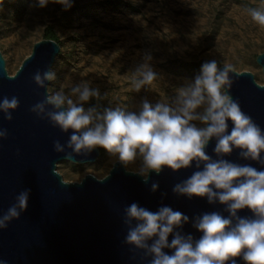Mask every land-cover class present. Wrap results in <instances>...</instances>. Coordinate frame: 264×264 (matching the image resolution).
Masks as SVG:
<instances>
[{
    "label": "clouds",
    "instance_id": "1",
    "mask_svg": "<svg viewBox=\"0 0 264 264\" xmlns=\"http://www.w3.org/2000/svg\"><path fill=\"white\" fill-rule=\"evenodd\" d=\"M52 2L63 5L65 10L72 6V0ZM48 3L49 0H38L39 7ZM251 18L264 26V11L251 10ZM235 71L231 64L221 69L214 60L205 62L194 81L179 90L175 107L145 101L138 113L120 108H107L103 113L94 107L86 110L83 102L99 93L84 83L72 89L81 103L59 91L30 109L39 115L46 104L52 106L54 110L47 113L52 126L63 133L70 132L64 144L59 139L52 142L53 151L64 154L65 159L87 156L94 149L103 148L115 157L113 166L118 161L130 174L142 177L145 185L150 173L159 176L165 168L177 172L195 164L196 170L190 176L173 185V194L188 199L207 198L209 204L218 201L228 215L211 211L194 217L193 227L202 233L194 239L192 234L177 230L189 222V217L179 210L161 205L152 211L136 202L125 206L124 243L150 255L149 264H236V258H242L245 264H264V170L224 159L239 149L241 158L264 165V130L229 91L233 84L229 73ZM8 78L14 79L11 75ZM33 79L43 86V80L55 79V73L47 71L42 79L37 72ZM154 79L151 70L144 73V82ZM19 105L17 96L0 99L4 119L11 121L10 110ZM7 135L6 129L0 130V138ZM213 139L215 159L206 151ZM137 158L141 160L140 167L129 169ZM108 178V174L95 177L101 184ZM158 188L159 183L153 181L150 190L155 192ZM30 192L31 189H24L16 195L15 203L0 215V229H6L8 222L27 210ZM244 209L252 215H238ZM165 249L172 250L171 254Z\"/></svg>",
    "mask_w": 264,
    "mask_h": 264
},
{
    "label": "rangeland",
    "instance_id": "2",
    "mask_svg": "<svg viewBox=\"0 0 264 264\" xmlns=\"http://www.w3.org/2000/svg\"><path fill=\"white\" fill-rule=\"evenodd\" d=\"M253 9L264 11V0H72L67 10L52 0L45 7L38 0H0V52L14 75L51 30L61 51L50 94L63 91L81 103L72 89L87 83L99 95L83 102L86 110L138 113L145 101L175 107L179 90L205 62L231 64L263 84L256 57L264 53V26L252 20ZM148 70L155 73L151 83L144 82ZM114 161L105 151L97 163L62 162L57 172L79 182L108 174ZM140 165L137 158L128 167Z\"/></svg>",
    "mask_w": 264,
    "mask_h": 264
},
{
    "label": "water",
    "instance_id": "3",
    "mask_svg": "<svg viewBox=\"0 0 264 264\" xmlns=\"http://www.w3.org/2000/svg\"><path fill=\"white\" fill-rule=\"evenodd\" d=\"M60 51L61 46L55 40L44 38L36 42L31 54L11 75L14 79L8 78L0 52V99L17 96L20 100L19 107L10 110L11 121L4 119L0 111V130L6 129L8 133L7 138H0V215L15 203L19 192L31 189L27 210L8 222L6 229H0V264H149L150 255L124 243L127 228L122 221L123 209L133 202L152 211L161 205L181 211L189 217V222L177 230L192 234L194 239L202 235L193 227L194 217L211 211L228 215L218 201L209 204L207 198L188 199L173 194V185L190 176L196 170L195 164L177 172L165 168L159 176L150 173L147 185L142 177L130 174L118 161L103 184L91 174L79 182L65 181L57 172L58 164L97 163L101 152L96 148L87 156L65 159L64 154L53 151L52 142L59 139L64 144L70 132L63 133L52 126L47 116L54 110L52 106L46 104L39 115L30 110L50 95V80H43L40 86L34 75L39 72L43 79L45 72L52 71ZM256 63L264 75V53L257 55ZM229 78L233 81L230 94L264 130V80L259 84L254 73L248 71L230 72ZM231 127L229 121V131ZM214 146L215 139L206 151L215 159ZM239 153V149H234L224 159L264 170V165L245 160ZM261 158L264 160V152ZM153 181L159 183L155 192L150 190ZM238 215L252 213L244 209ZM165 251L171 254L172 250ZM236 264L245 262L236 258Z\"/></svg>",
    "mask_w": 264,
    "mask_h": 264
},
{
    "label": "trees",
    "instance_id": "4",
    "mask_svg": "<svg viewBox=\"0 0 264 264\" xmlns=\"http://www.w3.org/2000/svg\"><path fill=\"white\" fill-rule=\"evenodd\" d=\"M44 38H47V39H52V40H55L58 42V37L56 36V34L51 31V30H47L45 32V36ZM59 43V42H58ZM218 64V63H217ZM222 65L218 64V67L220 68ZM100 149V152H101V155L104 154L105 150L103 148H99Z\"/></svg>",
    "mask_w": 264,
    "mask_h": 264
}]
</instances>
